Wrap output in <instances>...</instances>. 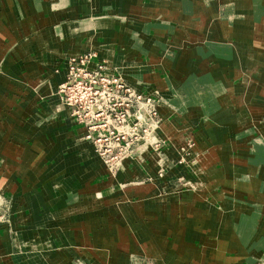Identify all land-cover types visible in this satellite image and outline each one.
<instances>
[{
  "label": "crops",
  "instance_id": "obj_1",
  "mask_svg": "<svg viewBox=\"0 0 264 264\" xmlns=\"http://www.w3.org/2000/svg\"><path fill=\"white\" fill-rule=\"evenodd\" d=\"M6 1L0 0V193L6 197H13L14 206L12 234L7 225H0V264H28L32 256L35 259L37 256H43L44 251L41 247L47 246L50 251L49 264H59L60 251L65 252L67 258H70L65 264H72L71 260L74 264L75 258L84 256V248L80 243L81 239L68 235L73 225H80L81 233L88 232L91 223H94L95 229H103L106 226L100 225V227L99 222L94 218L112 211L118 214L128 210L127 206H131L132 210L129 212L133 213L136 207H140L141 212L146 211L150 216L154 215L155 210H152V207L155 206L161 209L179 206L193 209L200 207L198 198H195L199 197V194L188 193L187 195L195 194L192 195L194 200H185L183 197L186 192L180 187L168 184L167 181L148 183L127 182L121 178L116 180L117 178L111 176L105 164L97 156L94 147L85 141V127L76 125L70 117L57 115L53 109L46 110L42 107V116L39 115L35 119L37 124H41L45 119L51 121L53 119L55 123H61L60 131H49L48 144H44L42 139L32 144L29 141L28 144L27 139L22 136H18L19 139L15 138V127L12 129V134L5 132L4 123L17 115L21 116L24 112L23 106L34 100L33 90L41 91L44 86L51 84L52 89L58 91L59 84L64 82L66 77L62 72V64L66 66L70 55H74L71 50L75 51L78 48L79 52L93 48L99 53L98 60L101 59L103 62L107 60L109 65L121 70L130 68L135 70L127 77L123 74L140 92L156 91L157 80L165 76L168 78V73L183 75V80L177 82H181V91L185 96L180 98L175 90L166 92L164 88L160 91V95L155 94V98L160 102L159 113L163 117L161 131L167 139L177 143H173L175 148L176 145L181 144V139L193 137L199 141L205 138L211 148L218 149L215 147L226 139L224 150L239 154L236 167L238 171L242 169L243 175L235 180L238 182L237 185H241L253 197L258 196V200L264 201L262 192L264 122L251 129L246 127L249 111L258 110L259 113H253L259 114L260 120L263 119L264 95L260 96L254 91L242 88L245 87L243 85L246 79L248 81V77L252 74L256 75L261 85L264 84V4L261 0H255L256 6V3L250 0H125L124 8L141 14V17H134V21L124 20L121 23L115 20L122 0H83L85 2L80 6L73 5L76 0H28L31 9H26L23 2L16 0L17 6L13 2L14 6L10 11L16 9L23 14L19 17L24 19L23 27L18 24L13 30L11 27L9 30L6 29V24L5 29L2 26L3 22H8L3 18L5 5L8 3ZM53 2L68 3L70 13L60 16L56 11L54 15L51 14ZM111 6L114 13L102 12V9ZM80 14L87 15L88 27L78 38V34L74 32L81 28L77 21ZM11 16L12 14L9 17ZM113 16L115 19L112 20L101 19ZM52 17L55 21L60 18L65 19L51 29L54 32L51 43L55 44L56 49L47 50L50 39L47 45L43 43V47L39 42L46 37V33L44 35L42 32L43 29L52 26ZM31 20L32 23L29 24ZM38 23L41 25H37ZM61 24L71 25L73 34L65 36ZM127 25L131 26L128 28ZM177 26L180 29H177ZM136 28L143 33L142 36L138 35ZM59 31L61 40H58ZM118 31H123L125 34ZM73 37L76 38L74 42ZM155 41L163 43L162 47H155L153 44ZM167 42L173 43L172 45L179 49L181 48L175 43L179 42L182 45L183 50H180L176 60L179 71L174 70L172 67L174 62L165 54L164 45ZM5 43L7 49L4 47ZM198 44L205 47H194ZM31 47L35 50L31 51ZM40 51L41 55L37 57ZM48 54L54 59L52 63L45 65ZM161 57L164 60L160 59ZM207 57L214 58L216 63H212ZM222 57L229 61H224ZM27 58H30L28 61L30 64L26 63ZM33 59L34 63H32ZM165 59L171 62L166 63ZM58 69H60L59 73H57ZM138 73L146 75L142 76ZM28 84L30 85L28 90L23 91ZM21 94L22 99L17 100L16 95ZM176 96L179 99L174 98ZM246 97L248 107L245 106L246 103L242 104ZM255 100L262 101L260 108H257L256 103L253 104ZM18 105H22L20 110ZM244 108L247 110L245 111ZM197 110L203 113L204 119L200 123L193 121ZM223 121L231 123V127L227 126L226 130H222ZM175 148L168 147L164 152L175 164L173 171L185 176L186 171L180 166V162L178 163L179 156ZM142 154H146V163L142 168L148 172L147 174H154L158 170L154 165V156L149 153L148 147H138L135 155ZM203 160L194 165L193 171L204 169L210 173L213 181L207 187L211 195L209 198L207 196L203 198L213 201L214 196H219L213 184L218 178L223 181L229 178V170L222 158L212 159L210 162ZM191 163L194 162L190 161ZM136 165L135 161L126 165L128 168L126 176L130 179L136 174ZM258 167H261V174L258 173ZM248 173L254 175L255 179L247 176L248 180H246L243 176ZM165 191L169 193L167 196L156 197ZM117 195L123 200L111 203L110 197ZM132 196L139 197L140 202L134 201ZM153 196L156 198L149 199ZM201 210L208 218L206 220L208 233L206 229H194L189 226L190 224L185 223L182 231L184 234L177 236L176 231L171 227L173 235L170 241L163 242L158 237H154L155 253H149L151 243L148 245L143 243L139 237L140 232L131 225L126 230L130 237L125 232L107 238L106 232L102 230V237H98L97 246L105 249L108 242L111 264L124 262H127L126 264H252V258L245 251L252 246L254 229L244 226L241 229L243 224L235 223L230 218L229 210L219 213L211 206L206 207V210L201 207ZM161 214V218L164 219L172 217V213ZM109 226L113 231L119 228L118 223ZM159 229L151 228L147 231L153 233L159 232ZM263 232L264 229L262 232L258 231V234L263 235ZM119 240H122L121 246L125 247L136 243V252L131 255L132 251L119 247ZM172 243L181 246L187 250V253L184 251L183 256L175 254L170 248ZM261 244L264 250V241ZM195 248L202 250L203 256L208 254L209 261L206 257L194 253L191 256L188 250ZM234 251L239 252L234 253ZM26 252H28L26 258H22L21 255ZM70 253L73 259L69 256ZM91 258L93 259L91 264L94 262L106 264L97 257L96 253Z\"/></svg>",
  "mask_w": 264,
  "mask_h": 264
},
{
  "label": "rangeland",
  "instance_id": "obj_2",
  "mask_svg": "<svg viewBox=\"0 0 264 264\" xmlns=\"http://www.w3.org/2000/svg\"><path fill=\"white\" fill-rule=\"evenodd\" d=\"M21 2H23L26 5V9L29 8V2L28 0H20ZM77 1V2H76ZM74 1V6H80L81 3H84L85 1L83 0H76ZM218 1V0H217ZM237 1V0H234ZM6 5H5V11L3 13V18L5 21H8L6 23L3 22L2 26L3 29L6 28L5 24L7 25V28L9 30V27L12 28V30L15 27H18V24L20 26L23 27L22 25V21H23V17H19L20 15L23 16V14L21 12H18L16 9L11 10V8L14 6L13 2L16 4V0H7ZM250 2H255V6L257 5V2L255 0H250ZM111 3V2H110ZM261 3L264 4V0H261ZM7 5L9 7H7ZM68 3H55L53 2L51 4V7L53 6V10L51 14L54 15V13L57 11L60 16L64 15L66 13H70L68 7H67ZM112 5V4H110ZM17 6V4H16ZM113 6V5H112ZM111 6V7H112ZM219 6V5H218ZM107 8V9H102V12L105 14H109V13H114L115 11H113V7L111 8ZM125 0H122L121 4H119L118 7V11L116 12L117 14V19L115 20L118 23H121V21H134V17L138 18L141 17V14H136L135 11L133 10H129V9H125ZM140 7V6H139ZM16 8V7H15ZM79 8V7H78ZM31 9V8H29ZM76 10V9H75ZM27 11V10H26ZM38 13V11H36ZM253 12L255 13L256 10L254 9ZM10 14H12L11 17ZM18 14V15H17ZM27 15H29V12L27 11ZM80 18L77 20L80 23L81 28H79V30L75 31L74 33L78 34V38L85 32H83L88 26H87V15L83 16V14H80ZM26 16V15H25ZM104 16V14H103ZM121 16V17H120ZM142 17H144V15H142ZM53 18V22H52V26H47L43 29V34L45 35L46 33V37H44L42 42H39V45L43 47V43L45 42V44L47 45V43L49 42L50 39V43H49V47H46L47 50H55L56 46L53 45L52 39L54 36V32L53 27L55 25L60 24L61 22H63V20L65 19H58V21H55L54 17ZM101 19H105V20H109V19H115L114 16L111 18L108 17H104ZM100 19V20H101ZM33 20V19H32ZM32 20L29 21L28 23L31 24ZM48 20V19H47ZM99 20V21H100ZM75 22V24H77L78 22ZM102 21V20H101ZM47 22V21H46ZM8 23V24H7ZM26 24V23H25ZM28 24V25H29ZM37 25H41L40 23H38ZM62 32L63 34L66 35H71L73 34V29L71 25H67L64 26V24L62 25ZM70 26V27H69ZM128 28L131 25H127ZM28 28V26H27ZM138 30V35L142 36V32H139V28H136ZM177 29H180L177 26ZM7 31V30H6ZM78 32V33H77ZM118 33H122L125 34V32H121L118 31ZM50 35V36H48ZM94 35L96 36V34L94 33ZM98 35V34H97ZM61 34L59 31L58 34V40H61ZM72 41H76V38L73 37ZM27 43V42H26ZM25 43V44H26ZM168 43V42H167ZM167 43H165L164 48H165V54L166 56H168L169 58H171L170 60H172L174 62V64L172 65V67L174 68V70L179 71L178 67H177V57L179 55V52L182 48L181 43L176 42L175 45L177 44L178 47H180L181 49L177 48V46L172 45L173 43H168L169 46L167 48ZM23 44V42H22ZM20 44V46L22 45ZM38 45V43H36ZM155 47L157 48H161L163 43H159V42H154L153 43ZM61 46V45H59ZM4 47L7 49L6 43L4 44ZM194 47H205L202 44H198L195 45ZM208 47V45H207ZM210 47V46H209ZM198 48V49H201ZM211 48V47H210ZM209 48V49H210ZM79 49V48H78ZM78 49H75V51L71 50L74 55H70V58L68 59V61L71 58H75V57H83L85 56L86 58L83 57V59H85V61L90 64V67L95 69L97 65L102 64L100 67H102V70H105L108 74H112L113 76L119 77L121 78L126 84H128L129 86H131L133 88V90L138 93L139 95H141L142 97H150L153 101V106L155 108V111L157 113V115L154 118V123H150L148 122L147 125L143 124L142 127H137L138 131L140 132L139 135H141L140 137H138L137 140H134V138L132 137H128L125 140H121L120 142L117 140L118 138L116 136H112V137H108L106 142H102L101 144L98 142L100 137H95L93 134H90V138L88 139V141L86 140V135H87V130L84 131L83 128H81L84 131V139L86 142H89V144H91L94 149L95 152L97 154V156L101 159V161L105 164V166L107 167L108 171L110 172L111 176H115L117 179L119 180L121 179H125V181H145L148 183H158L159 181L165 182L167 181L168 184H171L175 187H180L181 189H183L186 194L183 198L185 200H194L192 195H187L188 193H196L199 194V198L198 196H196L195 198H198V203L200 204V207L197 209H193L191 207L188 206H179V207H171V208H164L161 209L160 207H152V210H155L154 215L150 216L149 213L145 212H141L140 211V207H136V209L132 212H129L130 207L131 206H127L128 210L119 212L118 214L116 213H112L114 211H112L109 214H104V215H99L98 218H94L97 222H99V226H106L103 227V229H95V225L94 223H91L90 226V230L88 232H82L81 226L78 224L73 225V228L71 229V233H68V235L70 234L71 236H74L75 238H79L81 239L82 246L84 248V256L82 257H78L74 259V264H91L93 262V259L91 258V256L96 253L97 257L101 258L103 261H105L106 264H111V260L109 258V248L110 245L106 244L105 249H103L102 247H98V241L99 238L98 237H102V230L106 232V236L108 238V236L112 237V236H116L118 233L120 234H124L125 232L126 235H128V237H130V234L128 231H126L128 229V226H134L136 227V231L140 232L139 237L142 240L143 243H145L146 245H148L149 243H151L149 249V253L152 254V252L155 253V241L156 239L154 237H158L159 239H161L163 242H167L170 241L169 239L171 238V236L173 235L171 233V227L174 228L175 235L177 236H182L184 233L182 232L184 230L183 226L185 225V223L190 224L189 226L192 228H196L198 230H205L208 233V229L207 227V222L206 220H208V218H206L205 214L203 213V211L201 210V207H203L206 210V207L208 208V206L213 207V210H216L217 212H224L226 210L230 211V218L238 224H243L241 225V229L244 226V228H248L251 227L252 229H254V233L252 235V243L247 251L248 256L250 255V257L252 258V264H264V250L261 247V243H263L264 241V232L263 235L258 234V231L262 232L264 229V201L258 200V196L253 197L252 195H250L246 190H244L241 185H237L238 182H236L235 180L240 177L241 175H243V171L241 170H237L236 167V162H239V154L235 153L233 151H226L224 150V143L226 141V139H224L221 143L218 144L217 147L218 149H213L210 147V144L208 143L207 139L205 138H201L200 141L198 139H194L193 137L190 139H181V144L176 145L177 148H175L174 144H177L173 141H170L169 139L166 138V136L164 135V133L161 131L162 128V124H163V117L161 116V113H159V107H160V102L158 101L157 98H155V94L158 93V95L161 94L160 91H162V88H164L165 90H167L166 92H172L173 90H175L177 92V94H179L180 98H182V96L184 95V93L181 91V82H177V80H183V75L178 76L176 73L170 74L168 73V78L165 76L163 78H159L156 82V86L157 89L156 91L153 92H140L137 91L130 83L129 80H127L124 77H127V75H131L135 70L130 69H119L116 66H112L109 65L108 61L105 60L104 62L99 59V53L98 51L94 50L93 48H91L90 50H86L83 52H79ZM35 50L33 47H31L30 49ZM42 50V48H41ZM181 50V51H182ZM213 50V49H211ZM210 50V51H211ZM209 51V50H207ZM209 51V52H210ZM24 52H26V50L24 49ZM42 52H44V49L42 50ZM81 53V54H79ZM27 54V53H26ZM25 54V55H26ZM161 54V53H160ZM158 54V55H160ZM24 55V58H25ZM41 55V51L38 52L37 57H39ZM206 55H208V53H206ZM204 55V56H206ZM164 55V57H166ZM94 57V58H93ZM93 58V59H92ZM30 58L26 59V63H29ZM35 59V58H34ZM34 59L33 62L34 63ZM54 58H52L49 54L47 55V62H45V65L52 63ZM162 59V57L160 58ZM207 59L211 60L212 63H216V60L213 58H208ZM222 59H224L222 57ZM96 60V62H95ZM164 60V59H162ZM227 60V59H226ZM224 59V61H226ZM169 61V59H165V62L167 63ZM229 61V59L227 60V62ZM171 62V61H169ZM168 62V63H169ZM35 63H37V61H35ZM62 72L66 74L69 73V66L68 63L65 66L64 64H62ZM98 70H100V68H97ZM60 72V69L57 70V73ZM124 73V74H123ZM141 74L142 76H145V73H138ZM170 75H172V77L170 78ZM53 78H55L54 75H51ZM159 76V75H158ZM157 76V78H158ZM188 76V75H186ZM191 76V75H190ZM65 77V80H66ZM58 81H59V77H57ZM226 80V79H225ZM233 81V80H232ZM254 81V82H253ZM65 82V81H64ZM62 82L61 84H59L58 87V91L57 90H53L51 87V84L46 85L43 87V89H41V91H34V100L32 102H30L28 105L23 106V110L24 112L22 113L21 116H16L15 118H11L10 120L6 121L4 123L5 126V132L12 134L13 131V127L16 128V130L14 131L15 133V138H18V136H22L24 139H27V143L29 144V141L32 142L34 141H39L40 139H42L43 143H49L50 141V133L49 131H53V130H58L60 131V127H59V123H55L52 119L51 120H46L43 121L41 124H37V122H35V119H37L39 117V115H41V110L42 107H44L46 110H50L53 109V111H55L57 113V115H65V117H70V119L79 126H84L82 124H79L78 121L75 120V118L71 115V112L68 108V105L63 101V96L59 93L60 90V86L64 83ZM248 83V84H247ZM264 85V84H263ZM261 85V83L258 82V78L256 77V75H251L248 77V81L246 79V82L244 83L242 87L244 90H250V91H254L255 94L263 96L264 95V86ZM28 86H30L29 84L25 86L23 91H27L28 90ZM161 86V87H159ZM161 89V90H160ZM247 93V92H246ZM245 93V94H246ZM185 96V95H184ZM17 100H21L22 99V94L16 95ZM174 98H178V96L174 97ZM182 100V99H180ZM251 103V101H249ZM244 103H246L245 106L248 107L247 103H248V98L246 97L243 101L242 104L244 105ZM256 103L257 104V108H260L261 105L263 104L262 101L260 100H255L253 101V104ZM20 106L22 105H18L19 110H20ZM239 109V108H238ZM244 110L246 111L247 109L244 108ZM241 112H243L241 110ZM253 112H258V110H253ZM252 111H249L248 113V121L246 124V127L248 126L249 129H251L253 126H259L262 122H264V116L263 119L260 120V115L259 114H255ZM133 113V112H132ZM240 113V111H239ZM259 113V112H258ZM203 113L200 110H197L195 112V116L193 117V121L195 120L196 122L200 123L202 122V120L204 118H202ZM42 116V115H41ZM192 118V117H191ZM197 119V120H196ZM19 120V121H18ZM63 124V123H62ZM222 124V130H226V127L229 126L231 127V123L227 122V121H223ZM86 128V127H85ZM243 128L245 129V127L243 126ZM190 132V130L188 131ZM93 133V132H92ZM42 137V138H41ZM225 138L227 136H224ZM14 138V139H15ZM230 138H232V136H230ZM209 140V139H208ZM37 141V142H38ZM133 141V142H132ZM132 142V143H131ZM131 143V144H130ZM101 146V148H99L98 146ZM97 147V148H96ZM144 148V147H148L149 148V153L151 155L154 156V165L155 167H158V170L154 172V174L150 175L147 174L148 172H146L142 166L146 163V154H142L140 156L135 155V151L137 150V148ZM168 147L172 148L174 147L176 150V153H178V163L180 162V166L184 169V171H186V175L183 176L177 172H174V168H175V164L174 162L171 161V158L168 154H166L164 152V150H167ZM211 150V152H210ZM98 151V152H97ZM111 151L112 153H114L115 155H113L114 157H110L109 152ZM204 152V153H203ZM182 154V155H181ZM121 156V157H118ZM182 156V157H181ZM112 159H110V158ZM118 157V158H117ZM205 157V159H204ZM185 158V159H184ZM225 165H227V168L229 170V175L226 180H220L219 178L217 179V182L215 184H213V188L214 190L217 192V194L219 196H214L215 198L213 199V201L210 200H205L203 197L207 196V198H209L210 191L207 187V185H209L213 180H212V176L210 175V173H208L207 171H205L204 169H201L200 171L194 170V165L199 161L203 162H210L212 161V159H221ZM202 159V160H201ZM135 161L137 162V170H136V174L134 175V177L132 179H130V177L126 176V171H127V164H129L130 162ZM194 162V163H191ZM259 161V160H258ZM199 168V167H198ZM260 168L258 167V173L261 174L262 172H260ZM154 171V170H153ZM196 175H195V174ZM156 174V175H155ZM231 174V175H230ZM155 175V176H154ZM172 175V176H170ZM247 176H249V178H253L255 179V176L252 175L251 173L248 174H244V178H246V180H248ZM227 177V176H226ZM241 178V177H240ZM257 178V177H256ZM198 179V180H197ZM245 180V179H244ZM244 180H240L242 183L244 182ZM239 181V182H240ZM264 182V180H263ZM262 192L264 193V187L262 188ZM167 191L163 192L162 195H157L156 197H162V196H167ZM0 196L3 198L2 201H0L1 206H0V210H2V214L4 216V218L2 219V221H0V225H7V227L9 228V230H11V234H12V230H13V206H14V198L13 197H6L4 195H2L0 193ZM133 200L136 202H140L139 197L137 196H132ZM155 196L153 197H149V199H153L156 198ZM111 199V203L114 202H120L122 201V197L120 195H117L116 197H110ZM205 205V206H204ZM207 205V206H206ZM162 212L164 213H172V217H167V218H161L162 216ZM114 224V226L116 225V223L119 224V228L117 230H111L112 228H110L109 225ZM109 224V225H107ZM100 226V227H101ZM109 226V227H108ZM155 230L156 228H160L158 231L159 232H153V233H149L150 229ZM168 228V229H167ZM121 229V230H120ZM123 229V230H122ZM170 229V230H169ZM173 232V230H172ZM258 235L260 237H258ZM67 236V235H66ZM109 237V238H110ZM13 238V236H12ZM101 239V238H100ZM262 240V242H261ZM12 243H14V240H12ZM101 241V240H100ZM116 242V241H115ZM155 242V243H154ZM119 247H122L123 249H126L127 251H132L131 255H133V253L136 252V243L135 244H131L127 247L125 246H121L122 244V240H119L118 242ZM259 243V244H257ZM248 244V243H247ZM113 245V244H111ZM192 245V244H191ZM49 246L47 247H41V250L44 251V255L43 256H37L36 259L34 258V256L31 257V260L28 262V264H33L36 262V264H38V262H40L41 264H49V260H50V251H49ZM79 247V246H77ZM193 247V246H192ZM170 248L171 250L175 253V254H180L183 256L184 251L187 253V250H185L184 248H182L181 246H177L175 243L170 244ZM89 249H93L94 251H90ZM188 252L191 254V256L194 254L196 255H201L202 250H198V249H191L188 250ZM239 251H234V253H238ZM28 252L24 253V255H21L22 258H26ZM4 257L7 255H3ZM71 257V259H73V256L69 255ZM130 256V255H129ZM196 257V256H195ZM204 258L206 257L207 261H209V255L205 254V256H203ZM202 257V258H203ZM70 258H67V256L65 255V252L61 253V251L59 252V256H58V261L59 264H65ZM52 260V259H51ZM72 264H73V260ZM158 261V260H157ZM159 263L160 260L158 261ZM127 262H124L122 264H126ZM93 264H97L96 262H94ZM118 264V263H117Z\"/></svg>",
  "mask_w": 264,
  "mask_h": 264
},
{
  "label": "built area",
  "instance_id": "obj_3",
  "mask_svg": "<svg viewBox=\"0 0 264 264\" xmlns=\"http://www.w3.org/2000/svg\"><path fill=\"white\" fill-rule=\"evenodd\" d=\"M83 57L68 61L69 73L59 90L71 115L86 127L88 139L93 134L100 137V144L112 136H116L119 142L128 137L137 140L141 136L137 127L154 123L157 115L152 99L142 97L121 78L102 70V64L91 68V62L88 64ZM133 117L136 118L135 123H131ZM108 152L110 157H114V153ZM2 199L0 196V201ZM3 218L0 210V221Z\"/></svg>",
  "mask_w": 264,
  "mask_h": 264
},
{
  "label": "bare ground",
  "instance_id": "obj_4",
  "mask_svg": "<svg viewBox=\"0 0 264 264\" xmlns=\"http://www.w3.org/2000/svg\"><path fill=\"white\" fill-rule=\"evenodd\" d=\"M93 58H94V57H93ZM93 58H92V59H93ZM135 122H136V118L133 117V118L131 119V123H135ZM85 129H86V128H85ZM86 130H87V129H86ZM87 136H88V132H87V135H86V140L88 141V139H87L88 137H87ZM96 148H97V147H96ZM97 152H98V151H97Z\"/></svg>",
  "mask_w": 264,
  "mask_h": 264
}]
</instances>
